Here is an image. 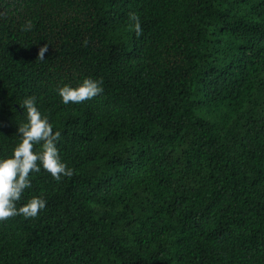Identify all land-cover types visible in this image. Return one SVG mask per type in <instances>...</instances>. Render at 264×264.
Here are the masks:
<instances>
[{
  "label": "trees",
  "instance_id": "trees-1",
  "mask_svg": "<svg viewBox=\"0 0 264 264\" xmlns=\"http://www.w3.org/2000/svg\"><path fill=\"white\" fill-rule=\"evenodd\" d=\"M29 95L73 175L30 173L0 264H264V0H0V156Z\"/></svg>",
  "mask_w": 264,
  "mask_h": 264
},
{
  "label": "clouds",
  "instance_id": "clouds-1",
  "mask_svg": "<svg viewBox=\"0 0 264 264\" xmlns=\"http://www.w3.org/2000/svg\"><path fill=\"white\" fill-rule=\"evenodd\" d=\"M133 21L132 29L139 35L143 29L136 13H129ZM24 28L31 27V21H26ZM47 45H42L37 57L44 59ZM103 91L102 81L90 76L84 77L76 85L64 83L57 88L61 102L79 103L90 99ZM25 113V119L16 131L18 142L13 146L11 155L0 156V219L23 214L34 217L46 206L42 196H31L19 206L22 193L31 185L30 173L39 172L41 168L59 180L62 176H72L73 169L62 160L57 148L61 136L60 129L53 128L47 115L42 114L36 105L35 97L26 96L20 105ZM39 145L38 148L34 146Z\"/></svg>",
  "mask_w": 264,
  "mask_h": 264
}]
</instances>
